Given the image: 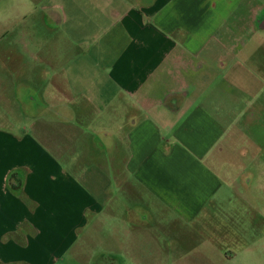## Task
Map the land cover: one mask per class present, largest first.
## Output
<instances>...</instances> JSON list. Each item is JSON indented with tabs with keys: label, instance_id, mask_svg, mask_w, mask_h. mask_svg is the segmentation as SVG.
Masks as SVG:
<instances>
[{
	"label": "crops",
	"instance_id": "0c3cea01",
	"mask_svg": "<svg viewBox=\"0 0 264 264\" xmlns=\"http://www.w3.org/2000/svg\"><path fill=\"white\" fill-rule=\"evenodd\" d=\"M44 2L0 123V264H60L97 225L179 256L224 225L250 251L221 257L264 264V0Z\"/></svg>",
	"mask_w": 264,
	"mask_h": 264
},
{
	"label": "rangeland",
	"instance_id": "374dc122",
	"mask_svg": "<svg viewBox=\"0 0 264 264\" xmlns=\"http://www.w3.org/2000/svg\"><path fill=\"white\" fill-rule=\"evenodd\" d=\"M43 4H45L44 0H0V77L10 76L15 80L11 84L13 89L7 94L8 100H0V123H4L3 121L7 120L8 116L19 122V109L25 93L24 85L28 81L34 80V76L38 73L41 74L42 67L35 58L33 59L32 55H24L23 62L16 60L15 57L21 52L17 47H20L19 44L28 39L27 35L29 33L34 42L37 40L40 42V39L49 37L50 34L46 33V29L50 26L45 24V18L49 13L41 11ZM10 55H13V58ZM5 60L10 63L7 68L3 65ZM24 61L26 65L21 68L20 65ZM48 74L49 72L46 73V75ZM11 98L18 104L9 107L8 102L11 101ZM11 114L12 116H10ZM221 226L223 227L219 231L225 234L231 231L224 225ZM225 234L221 238L212 234L207 243H191L188 245L187 252L179 256L174 253L162 252L161 243L149 236H136L132 243L134 245L133 249H130L128 244H123L122 248L118 250L120 244L116 242L115 234L106 232L104 229L102 231V227L97 225L90 228L88 232L83 229L77 234V243L74 250L69 258L66 260L61 259L60 264H63V262L64 264H98L102 261L101 258H105L110 254L115 256L114 261L116 264H242L250 248L232 240V238L225 240L227 238ZM259 244L258 247L253 248L254 251H264V235ZM124 251L126 252L124 253ZM235 252L245 253L246 255L238 256L241 259L221 257L223 253ZM123 255H125L124 258ZM126 255L128 256L126 257ZM260 261V259L254 260V263L257 264Z\"/></svg>",
	"mask_w": 264,
	"mask_h": 264
}]
</instances>
